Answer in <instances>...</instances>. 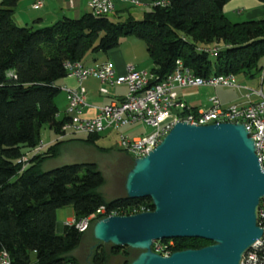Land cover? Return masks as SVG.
Returning a JSON list of instances; mask_svg holds the SVG:
<instances>
[{
    "label": "trees",
    "instance_id": "16d2710c",
    "mask_svg": "<svg viewBox=\"0 0 264 264\" xmlns=\"http://www.w3.org/2000/svg\"><path fill=\"white\" fill-rule=\"evenodd\" d=\"M151 1L150 9L140 18L130 12L123 19H112L111 13L86 12L78 18L63 17L34 27L14 22L12 11L17 0H0V253L7 252L10 264L32 260L36 264H79L71 253L83 233L75 220L101 205L106 211L119 209L121 214L135 213L140 203L147 210L154 207L148 196L129 197L125 193L106 199L99 190L104 176L95 162L42 169L43 162L55 157L64 142L94 144L100 133L57 139L31 156L24 167L17 161L40 140L43 125L59 132L63 120L57 118L55 98L61 88L56 81L67 75L66 61L82 60L88 51L107 52L119 45L121 36L133 34L145 41L153 81L172 72L177 59L204 77L241 72L253 77L261 70L264 17L231 21L223 11L228 0ZM211 47L217 51L206 49ZM67 204L73 206L74 221L57 231L56 209ZM96 219H91L89 226ZM155 241L164 246L160 253L212 242L201 237ZM125 247L111 244L109 253L128 256ZM151 248L154 250V242ZM109 253L98 243L91 263L108 264ZM120 264H129V259Z\"/></svg>",
    "mask_w": 264,
    "mask_h": 264
},
{
    "label": "water",
    "instance_id": "95a60500",
    "mask_svg": "<svg viewBox=\"0 0 264 264\" xmlns=\"http://www.w3.org/2000/svg\"><path fill=\"white\" fill-rule=\"evenodd\" d=\"M124 189L129 197H150L153 209L102 216L92 234L140 249L129 264H241L262 235L257 220L264 167L243 122L176 121L153 148L133 158ZM172 237L212 242L169 254L151 248Z\"/></svg>",
    "mask_w": 264,
    "mask_h": 264
},
{
    "label": "built area",
    "instance_id": "2783aa9c",
    "mask_svg": "<svg viewBox=\"0 0 264 264\" xmlns=\"http://www.w3.org/2000/svg\"><path fill=\"white\" fill-rule=\"evenodd\" d=\"M91 12L95 15L112 12L116 4L124 2L131 5H139L141 0H88ZM162 2L164 0H157ZM43 0H34L32 7L39 8ZM218 47V46H217ZM217 47L206 48L213 52ZM67 75L75 76L79 81L94 76L101 82L108 84L126 85L125 94L117 100L97 106L96 112L91 116H82L81 112L88 103L85 100L83 87L63 86L66 93V108L63 122L57 133L58 138H64L73 134V127L78 123H87V131L84 133H100L106 129L120 132L118 146L122 151L132 155V158L146 154L168 132L178 120H185L195 124L226 121V117H233V122H243L252 136L255 151L259 161H264L263 147H258V139H264V93L261 88H248L247 97L254 93L259 96L255 101L247 103H229L222 105L219 98L213 95L209 98L208 108L193 110L186 101L179 96L177 89L187 86H232L240 87L235 81L234 75L212 74L200 76L194 74L184 66L181 59H177L172 72L162 79L153 81L155 75L151 71L136 68L129 64L123 74H116L112 61H106L100 66H91L81 60H68L64 63ZM259 81H264V64L259 71ZM100 91L106 93L104 87ZM136 122H144L154 129L150 133L129 137L120 128ZM44 140L40 139L33 147L22 153L17 159L24 167L29 158L38 154L44 148ZM147 210L144 204L136 205V212ZM111 214H121L119 209L106 211L104 205L99 206L94 212L78 220H73L80 230H86L93 218H100ZM257 224L262 228L261 237L244 253L241 264H264V197L260 199L258 207ZM161 243H154V250H163ZM160 253V252H159ZM168 249L161 254H169ZM0 263L10 264L6 251L0 253ZM29 264H36L32 260Z\"/></svg>",
    "mask_w": 264,
    "mask_h": 264
},
{
    "label": "crops",
    "instance_id": "0c3cea01",
    "mask_svg": "<svg viewBox=\"0 0 264 264\" xmlns=\"http://www.w3.org/2000/svg\"><path fill=\"white\" fill-rule=\"evenodd\" d=\"M34 0H17L16 5L12 11V18L16 24L19 25H32L34 27L45 26L53 23L54 21L61 19L63 17H72L78 18L83 13L91 12V8L88 0H43V4L39 8L32 7V3ZM151 0H141V3L138 5L140 10L146 11L151 7ZM129 4L124 2H119L116 4L115 9L110 12L114 16H125L128 12L133 14V10L131 11L129 8ZM136 6V5H135ZM223 11L225 15L232 21H242L246 19L252 18H262L264 17V2L261 0H228L223 7ZM229 12L231 15H229ZM234 18L237 19H231ZM241 18V19H238ZM88 51L82 58V62L91 66H100L106 61H112L114 64V69L116 74H123L126 71V67L129 64L134 65L136 68L143 69L146 71H150V67L148 70L146 68V63L144 61H138V55L131 54L127 52L124 48L117 45L111 50L103 53L99 52H91ZM152 62V61H151ZM240 82L243 84L251 83L246 81L245 78H241ZM57 85L60 86L61 90L57 94L55 101L58 106L59 112L57 114V118L61 119L64 116V111L66 108V93L63 90V86H71V87H83L85 93V100L88 103L82 109V116H91L96 110L97 106L106 104L112 100L120 99L126 92V85L124 83L121 84H108L106 82H101L98 78L94 76H88L81 81H79L73 75H66L56 81ZM241 84V83H238ZM264 81L259 83V87L264 93L263 88ZM105 86L108 88L106 93L100 91V87ZM210 85H200V86H187L181 87L177 89V93L181 98H183L186 103L190 107H194L196 109H205L209 107L210 101L209 98L213 95H216L222 105H226L229 103H242L245 104L249 100L255 101L259 98L258 95L251 93L247 97V93L249 92L248 88L240 85V87H232V86H222L221 88H217L218 86ZM245 89V90H244ZM247 89V90H246ZM258 89V88H257ZM64 101V103H62ZM60 104V107H59ZM49 127V126H48ZM50 128V127H49ZM54 133L55 131L50 128ZM74 135H70L67 137H71ZM64 137V138H67ZM57 139H62L57 137V133L54 135H49V137L44 141V148L56 141ZM77 140H70L67 142H72ZM64 142L61 145L60 151L57 155L60 154L62 147L67 143ZM26 149L25 151H27ZM56 155V156H57ZM55 156V157H56ZM53 158V157H52ZM49 159V158H48ZM47 160V159H46ZM44 163V162H43ZM72 217L68 218V221H73Z\"/></svg>",
    "mask_w": 264,
    "mask_h": 264
},
{
    "label": "rangeland",
    "instance_id": "374dc122",
    "mask_svg": "<svg viewBox=\"0 0 264 264\" xmlns=\"http://www.w3.org/2000/svg\"><path fill=\"white\" fill-rule=\"evenodd\" d=\"M130 10L133 12L134 17L140 18L143 15V10H140L138 5L130 6ZM229 15L231 13L229 12ZM112 19H116L114 15L109 14ZM124 16L121 17L123 19ZM231 19L234 16H231ZM241 19V18H238ZM235 21V20H232ZM240 21V20H238ZM19 25V24H18ZM119 46L124 48L131 54L138 55V61H144L146 68L151 66L152 62L146 49L145 41L136 37L133 34H126L120 37ZM213 48V47H211ZM91 53V52H90ZM103 53V52H99ZM260 63H264V56L261 58ZM259 72L251 77L243 72L233 74L235 81L241 83L240 85L247 88H260L259 86ZM241 78H245L249 83L240 82ZM106 88L105 86H103ZM213 89L212 86H209ZM217 88H221L218 86ZM264 88V84H263ZM107 91L108 88H106ZM245 90V89H244ZM247 90V89H246ZM64 103V101H62ZM60 107V104H59ZM154 128L144 122H136L134 124L126 125L120 128V131L127 134L129 137L137 136L140 134L150 133ZM55 133L48 127L47 124L43 125L40 129V139L46 141L49 135ZM75 137H85L86 133H73ZM120 132L117 130L106 129L100 132V135L95 140L94 144L86 143L80 140L67 142L63 147L59 155L53 158H49L42 164V169L46 170L58 165L71 162H95L97 168L102 172L104 176V183L99 187L103 196L106 199H110L119 195L125 194L124 179L127 171L132 166L133 158L129 153L122 151L118 146V137ZM45 146V145H44ZM150 210V209H148ZM74 219V209L71 204L63 205L56 209V227L59 231L62 229L64 223H69L68 218ZM72 222V221H70ZM102 243L104 249L109 253L111 243L102 242L94 238L92 234V225L83 231L80 241L77 246L71 251L77 257L79 264H92L91 258L95 245ZM160 243V242H158ZM129 255L125 256L122 253H109L108 264H120L125 259H129V262L139 253L140 249L125 247ZM34 258V256H33ZM66 264V263H60Z\"/></svg>",
    "mask_w": 264,
    "mask_h": 264
},
{
    "label": "bare ground",
    "instance_id": "6f19581e",
    "mask_svg": "<svg viewBox=\"0 0 264 264\" xmlns=\"http://www.w3.org/2000/svg\"><path fill=\"white\" fill-rule=\"evenodd\" d=\"M216 51L217 49H215L212 53H215ZM226 121L233 122V117H226ZM85 131H87V123H78L76 126L73 127V133H84ZM258 147H263L264 153V139H258ZM155 242L156 241H154V243Z\"/></svg>",
    "mask_w": 264,
    "mask_h": 264
}]
</instances>
